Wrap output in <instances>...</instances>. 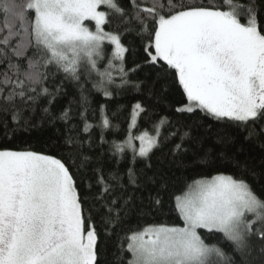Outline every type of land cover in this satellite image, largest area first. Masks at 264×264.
<instances>
[{
    "label": "snow or ice",
    "instance_id": "6c2138e0",
    "mask_svg": "<svg viewBox=\"0 0 264 264\" xmlns=\"http://www.w3.org/2000/svg\"><path fill=\"white\" fill-rule=\"evenodd\" d=\"M66 84L76 95L57 107ZM94 93L131 99L93 107ZM37 114L63 125L60 155L0 145V264H100L102 236L158 210L185 143L209 136L200 161L218 155L238 174L173 193L182 225L129 230L118 264H264V184L247 179L264 172L228 152L240 134L264 148V0H0L4 136Z\"/></svg>",
    "mask_w": 264,
    "mask_h": 264
},
{
    "label": "trees",
    "instance_id": "16d2710c",
    "mask_svg": "<svg viewBox=\"0 0 264 264\" xmlns=\"http://www.w3.org/2000/svg\"><path fill=\"white\" fill-rule=\"evenodd\" d=\"M91 26V25H90ZM106 50L110 51V48H106ZM134 57L129 56V61H131ZM147 71V69H145ZM139 78L143 79L144 73L137 74ZM59 83V79L56 81ZM91 87V84L88 85ZM65 88L68 91V96L62 98L57 107L66 104L68 99L73 95H76L75 88L71 84H66ZM170 99H177L176 94L169 93ZM131 97L126 98H115L112 100H107L103 98L102 94L94 93L92 96L93 107L96 104H108L110 109H115L117 105L127 104L129 103ZM163 106H161V109ZM125 116L127 113L124 114ZM176 118H174L175 120ZM121 120H124V116L121 117ZM37 126L32 128L30 131L26 133H15L13 138L9 140L4 136L3 128H0V145H15L18 143H22L26 141L29 145H32L34 150L43 151L47 154L60 155L59 144L61 142V132L63 130V125L57 123L55 125H51L46 121L41 123L39 119V114H37L36 118L33 121ZM124 128L127 127L125 123L123 125ZM58 129L60 131H58ZM142 130L152 131L151 126L148 123H145L144 120L140 121V128L137 129V133ZM10 131V129H9ZM165 134H167L168 129H165ZM99 130H95L94 135H98ZM203 135V133H200ZM106 137L111 140L113 139L114 133L112 131L105 133ZM176 141L173 140L171 143L166 144L160 151H157L153 156V162L156 163V157L162 155V153H167L169 149L173 146ZM214 146V137L209 136L203 145V148L198 147L195 143L188 141L185 143V147L189 149V151L182 153L181 155L176 157L177 161H182V163H178L171 167L169 172V185L167 192L165 193L164 200L162 206L154 211L151 215L147 216H139L132 215L130 216L125 223L119 225L113 230V235L111 236H102V240L104 244L102 245L101 253H100V264H118L117 256L118 252V237H122L131 229H138L143 227L145 224L151 223H162L167 222L169 224H181L182 221L179 219L178 214L173 210L174 202L172 200L173 193H180L181 191L186 189V184L190 183L194 179H198L202 176H212L219 172L225 174H233L236 175L239 172V169L234 167V165L229 161H223L219 159L218 155L213 156L212 163H203L200 161V156L203 155V150L208 147ZM221 149L216 148V152L218 153ZM229 155H234L238 161L247 162L250 168H255L257 172H264V148H261L260 145L255 141H246L243 138V134L237 136L235 144L228 150ZM126 166V162H125ZM138 168H142L143 164L138 163ZM249 183L252 184L254 190H259L261 184H264V176L260 177L259 181L253 180L251 176H247ZM202 235L205 234L204 230H200ZM214 239H220L219 234ZM125 241V247H126ZM222 247L228 249L227 244H222ZM230 250V249H229ZM130 254L125 252L124 259H130Z\"/></svg>",
    "mask_w": 264,
    "mask_h": 264
},
{
    "label": "rangeland",
    "instance_id": "374dc122",
    "mask_svg": "<svg viewBox=\"0 0 264 264\" xmlns=\"http://www.w3.org/2000/svg\"><path fill=\"white\" fill-rule=\"evenodd\" d=\"M215 175V174H214ZM211 176H209V178H210Z\"/></svg>",
    "mask_w": 264,
    "mask_h": 264
}]
</instances>
